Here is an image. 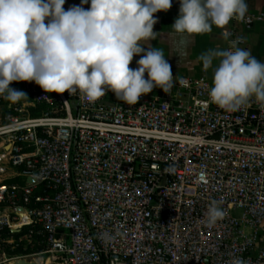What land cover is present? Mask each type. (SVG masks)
Instances as JSON below:
<instances>
[{
  "label": "built area",
  "instance_id": "1",
  "mask_svg": "<svg viewBox=\"0 0 264 264\" xmlns=\"http://www.w3.org/2000/svg\"><path fill=\"white\" fill-rule=\"evenodd\" d=\"M258 18L232 21L250 29ZM174 76L170 92L135 105L24 81L33 101L9 105L0 122L2 254L32 232L4 229L37 225L61 264H264V107L253 97L221 109L205 77ZM214 200L225 215L210 227Z\"/></svg>",
  "mask_w": 264,
  "mask_h": 264
},
{
  "label": "clouds",
  "instance_id": "2",
  "mask_svg": "<svg viewBox=\"0 0 264 264\" xmlns=\"http://www.w3.org/2000/svg\"><path fill=\"white\" fill-rule=\"evenodd\" d=\"M64 4L65 0H0V97L10 104L28 98L26 92L10 87L14 81H34L45 93L79 92L88 102L111 91L128 105L154 88L171 91V65L164 50L149 41L159 35L153 30L158 22L154 14L168 11L172 0H90L88 9L68 10ZM247 11L246 0H180L169 37L182 56L195 35L211 33L213 27L227 40L231 34L225 26L233 19L245 21ZM244 40L237 37L227 49H208L197 58L205 72L212 70L210 102L227 111L253 97L264 107V62L238 46ZM134 56H140L135 69L129 67ZM174 171V165L165 169ZM224 215L219 202L212 201L208 225ZM100 239L107 244L114 237L104 232ZM228 264L249 262L233 257Z\"/></svg>",
  "mask_w": 264,
  "mask_h": 264
},
{
  "label": "crops",
  "instance_id": "3",
  "mask_svg": "<svg viewBox=\"0 0 264 264\" xmlns=\"http://www.w3.org/2000/svg\"><path fill=\"white\" fill-rule=\"evenodd\" d=\"M246 3L248 5L246 14L259 16V18L253 22L251 28L245 29L241 24L232 20L225 27L228 32L235 29L238 34H241L245 38L244 44L239 47L249 49L254 57L264 62V0H246ZM72 6H81L88 9L90 8V0H88V3H82V0H65V10H68ZM179 7L180 6H171L168 11H161L154 14L158 22L154 25L153 30L159 33V35L157 39L151 40L149 43L152 47H158L164 50L166 59L171 65L173 75L185 74L195 77L203 76L211 87L212 70L209 69L205 72L202 62L198 61L197 58L208 49H227L232 39L229 36V38L225 40L222 36V30L213 27L211 33L195 35L186 53L180 56V53L176 50L173 39L169 37L171 26L179 15ZM45 23H47V19ZM143 46L147 48L148 44ZM139 58L140 56H134L129 67L135 69L137 67L136 61Z\"/></svg>",
  "mask_w": 264,
  "mask_h": 264
},
{
  "label": "rangeland",
  "instance_id": "4",
  "mask_svg": "<svg viewBox=\"0 0 264 264\" xmlns=\"http://www.w3.org/2000/svg\"><path fill=\"white\" fill-rule=\"evenodd\" d=\"M22 86L21 91L27 93L28 98L22 99L21 101L15 104L28 103L33 101L34 93L28 91L24 81L19 82ZM10 102L0 103V122L4 116V113L7 111ZM32 108V107H31ZM28 113L31 115L30 109ZM43 112V107L36 112V115H41ZM10 253L5 251V254L0 252V264H61V257L56 254L47 252V249L39 244V241L30 240V238H23L18 241L17 245L11 249L9 248ZM23 261V262H22Z\"/></svg>",
  "mask_w": 264,
  "mask_h": 264
},
{
  "label": "trees",
  "instance_id": "5",
  "mask_svg": "<svg viewBox=\"0 0 264 264\" xmlns=\"http://www.w3.org/2000/svg\"><path fill=\"white\" fill-rule=\"evenodd\" d=\"M10 87H12L14 89H17V90H21L22 89L21 84L19 82H15V81L10 84ZM7 102L8 101H6L2 97H0V103H7ZM41 107H43V104H37L36 107L31 108L30 109L31 115L32 116H35L36 115V112L39 111ZM38 229L39 228H38L37 225L24 226V227L20 228L19 230H14V231H12L10 229H4L2 231V237L7 238L9 236H14L15 238H17L18 236L24 235V234L28 233L31 230L32 232H31L30 240L39 241V244L41 243V245L43 247H45V244L43 242V239L41 238V235H39L37 233ZM5 251H7L8 253L11 252V251H9V248L8 247L5 248Z\"/></svg>",
  "mask_w": 264,
  "mask_h": 264
},
{
  "label": "water",
  "instance_id": "6",
  "mask_svg": "<svg viewBox=\"0 0 264 264\" xmlns=\"http://www.w3.org/2000/svg\"><path fill=\"white\" fill-rule=\"evenodd\" d=\"M172 6H180V0H172ZM32 182V180H29Z\"/></svg>",
  "mask_w": 264,
  "mask_h": 264
},
{
  "label": "bare ground",
  "instance_id": "7",
  "mask_svg": "<svg viewBox=\"0 0 264 264\" xmlns=\"http://www.w3.org/2000/svg\"><path fill=\"white\" fill-rule=\"evenodd\" d=\"M23 262V261H22Z\"/></svg>",
  "mask_w": 264,
  "mask_h": 264
}]
</instances>
